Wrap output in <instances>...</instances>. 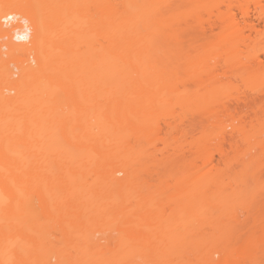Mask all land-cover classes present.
<instances>
[{"label": "bare ground", "instance_id": "obj_1", "mask_svg": "<svg viewBox=\"0 0 264 264\" xmlns=\"http://www.w3.org/2000/svg\"><path fill=\"white\" fill-rule=\"evenodd\" d=\"M46 1L48 5L41 8L43 0H0V104L14 106L21 111L30 109L34 118L55 116L61 110L58 97L65 98L62 105L70 115L79 112L83 116L85 110L82 105L88 94L94 93V87L103 85L111 89L107 100L111 96L110 100L124 101L126 107L132 100L138 102H135V109L141 110L142 106L149 109L157 94L164 100L169 99L187 107L191 103L188 92L190 84L195 79L200 83L202 76L211 74L213 67L227 66L232 60L226 55L216 60L213 66L205 65L202 68L201 59L192 58L189 51L198 40L196 36L206 38L219 29L217 35L222 38L216 36V42L212 45L223 53H232L239 49L238 40L230 38L241 31L238 25L242 22L243 28L248 27L250 30L254 25L250 20L249 5L241 0H81L77 16L68 13L67 2L68 5L63 3L57 8V0ZM194 25L198 27V32H195ZM233 61L234 65L242 63L237 59ZM61 77L63 80L59 84ZM158 85L160 88H157ZM156 89L159 91L155 95ZM77 94L80 95L81 106L76 100ZM234 98L235 105L244 102L239 97ZM144 99L148 100L145 105L141 104ZM61 128L63 135L74 130L68 125ZM10 130L2 128L0 137V166L5 167L0 171V181L7 180L14 184L16 198L7 205L0 188V227L4 225L5 216L11 207H20L17 195H23L30 214L27 232L28 237H31L35 231L32 221L36 215L31 212L34 210L33 196L38 190L37 182L54 178L55 174H35L26 154L23 155L24 151L27 153L30 148L34 149L33 132L29 130L26 133L18 128L17 139L12 141L7 138ZM159 130L154 126L123 127L118 134L100 131L97 136H80L92 152L103 148L89 163L88 172L94 174L97 182L99 179L106 181L103 186L94 183L99 205L88 212L93 213L109 206L114 210L113 220H118L121 213L128 215L134 207H149V222L156 224L159 222L156 214L168 208L174 218L184 210L183 202L186 199L190 201L192 209L198 212V219L188 224L232 225L226 231L227 244L225 242L226 245L218 250L222 254L220 264H264V216L258 215L260 211H256V206H251L253 203L241 206L246 217L237 222L236 208L227 205L228 201L224 202V208L198 205L197 201L201 198L209 199L210 194L205 185L190 187L187 197L181 193L180 187H171L168 183L160 184L159 187L148 186L146 192L153 198L150 199L147 194H144L146 198L143 197L145 192L144 189L140 191L141 184H144L145 176L152 173L148 164L158 162L157 165L164 166L170 159L165 153L161 152L158 158L153 152L157 148L156 141L162 142L163 149L171 145L169 136L158 137ZM80 131L83 130L77 132ZM117 143L131 151L135 147L139 149L113 166L114 163L106 159L105 153L115 148ZM188 146L194 154L188 159L193 167L212 163L210 154L200 155L201 144L190 141ZM222 150L219 146L220 154H223ZM111 171L120 173V176L105 177ZM61 174L73 182L83 173L76 167L71 174ZM190 178L194 179L195 176L191 174ZM132 184L139 187L142 196L138 191V197L128 195V188ZM70 190L79 193L87 189L74 185ZM197 206L198 209L195 208ZM39 209L49 211L50 218L62 217L61 221H66V217H63L65 214H80L70 200L59 194L53 202L50 198L40 201ZM13 221L9 223V231H4V242H0L5 244L6 251H0V264H22L32 257L29 247L25 245L27 242L22 244L15 238L22 221ZM117 223L128 224L127 220ZM209 264L218 263L211 260Z\"/></svg>", "mask_w": 264, "mask_h": 264}, {"label": "rangeland", "instance_id": "obj_2", "mask_svg": "<svg viewBox=\"0 0 264 264\" xmlns=\"http://www.w3.org/2000/svg\"><path fill=\"white\" fill-rule=\"evenodd\" d=\"M241 1L249 5L250 20L254 25L251 30L248 27L244 29V23L241 22L238 26L243 30L238 28L241 31L230 36L233 40H238V51L223 53L212 45L216 42L219 29H215L206 38L196 36L198 40L193 43L192 48L189 47L192 58L201 59L202 68L205 65L213 66L216 60L226 55L232 60L227 66L213 67L211 74H204L200 83L195 79L190 84L188 92L191 103L187 107L160 98L156 95L159 89L154 91L156 96L151 108L142 106L141 110L135 109L138 102L135 101V104L132 100L128 103L129 107H126L123 105L124 101L110 100L111 96L106 99L111 93L107 85L94 87V93L88 94L82 105L85 110L83 116L79 112L70 115L62 105L65 99L63 97L57 98L61 110L53 117L42 115L34 118L30 109L24 108L21 111L20 108L0 104V137L2 128L11 129L7 132V138L12 141L17 139L18 128L26 133L29 130L33 132L34 149L30 148L27 153L24 151L23 155L26 154L35 174H55L54 178L37 182L38 190L33 196L34 210L31 212L36 215V219L32 221L35 228L33 236L28 237L30 214L23 195H17L20 207L12 206L5 216L4 225L0 227V242H4V231L8 232L11 228L9 223H14V219L22 221L15 238L22 244L27 242L25 245L32 255L22 264H203L205 260L206 264L211 260L221 263L222 254L218 250L227 244L226 231L232 225L188 224L198 219V212L192 209L190 201L186 199L183 202L184 210L174 218L168 208L156 214V219L159 220L156 224L149 222V207H134L128 215L121 213L118 220H113L114 210L109 206L89 213L99 205L94 183L103 186L106 180L99 179L97 182L94 174L88 172L89 163L103 148L99 147L92 152L86 146L84 138L80 137L84 134L97 136L100 131L104 134H118L123 127L160 128L158 137L161 139L169 136L171 145L163 149L162 142L156 141L157 148L153 150L148 147L152 148L150 150L158 158L162 152L170 159L164 166L157 165L158 162L148 164L152 173L146 175L144 184H141L140 191L144 189L145 192H141L143 197L146 198L144 194H149L146 192L148 186L159 187L160 184L168 183L171 187H180L181 193L187 197L190 187L205 185L210 194L209 199L201 198L197 201L198 205L224 208V202L228 201L227 205L236 208V221L240 222L246 217L241 206L253 203L251 206H256V211H260L258 215L264 216V0ZM80 2L81 0H57L55 3L57 8L65 3L68 5V13L77 16ZM47 5V1L43 0L40 7ZM194 28L198 32L196 25ZM236 59L242 63L234 65L233 60ZM62 80L61 77L59 84ZM75 97L79 104L80 95ZM234 97H239L244 102L240 101V104L235 105ZM146 103V99L141 102L144 105ZM61 114L64 115L60 116ZM63 125L74 130L63 135ZM76 128L83 131L77 132ZM190 141L202 145L200 155L210 154L211 164L203 167H193L190 164L188 159L194 155L188 146ZM144 146L147 147L145 144ZM219 146L224 150L223 154L219 153ZM137 149L139 148L135 147L131 151L117 143L115 148L105 153V157L114 166ZM76 167L83 174L73 182L61 174H71ZM4 168L0 166V171ZM154 169L157 171L153 172ZM7 172L9 173L8 169ZM191 174L195 176L194 179L190 178ZM108 176L119 177L120 173L111 171L105 177ZM74 185L87 190L73 192L70 189ZM0 188L5 195L6 204L12 203L16 198L14 184L7 180L0 181ZM138 188L132 184L128 188V195L138 197ZM58 194L70 200L80 214H65L63 217H66V221H61L62 217L50 218L49 211L39 209L40 201L50 198L53 202ZM141 194L139 195L142 196ZM147 197L153 198L149 195ZM119 220H127L128 224H118ZM4 247L5 244L0 243V251L6 252ZM42 254L44 256L41 257Z\"/></svg>", "mask_w": 264, "mask_h": 264}]
</instances>
